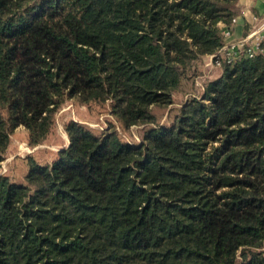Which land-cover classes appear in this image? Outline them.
<instances>
[{
	"label": "trees",
	"instance_id": "trees-1",
	"mask_svg": "<svg viewBox=\"0 0 264 264\" xmlns=\"http://www.w3.org/2000/svg\"><path fill=\"white\" fill-rule=\"evenodd\" d=\"M239 13L238 0H0V163L17 126L43 142L68 98L115 120H69L50 164L29 158L23 183L0 173V264H264V38L169 125L152 111L194 84ZM148 123L136 144L118 131Z\"/></svg>",
	"mask_w": 264,
	"mask_h": 264
},
{
	"label": "rangeland",
	"instance_id": "rangeland-1",
	"mask_svg": "<svg viewBox=\"0 0 264 264\" xmlns=\"http://www.w3.org/2000/svg\"><path fill=\"white\" fill-rule=\"evenodd\" d=\"M207 60V55H205L192 73L194 84L186 90L174 93L172 103L152 106L158 125H169L177 112L176 109L185 103L191 93H195L199 97L201 91L204 90L205 83L221 74L222 66L205 65ZM187 91L189 92L187 93ZM69 120L83 123L95 131L105 129L109 122L115 123L106 104L101 103L87 107L68 98L56 112L52 130L43 142L31 145L28 142L27 131L23 126L19 125L14 129L7 155L0 163V173L8 174L14 182L23 183L28 171L29 158H34L42 164H50L55 159L57 152L69 144V136L64 128L65 123ZM151 125L153 124L132 125L128 130L118 128V131L124 141L136 144L140 141L143 130Z\"/></svg>",
	"mask_w": 264,
	"mask_h": 264
},
{
	"label": "built area",
	"instance_id": "built-area-1",
	"mask_svg": "<svg viewBox=\"0 0 264 264\" xmlns=\"http://www.w3.org/2000/svg\"><path fill=\"white\" fill-rule=\"evenodd\" d=\"M236 18L237 16L233 17L231 22L227 24L220 23L225 37L224 44L216 52L207 55L208 60L205 65L221 67L223 63H229L240 56H253L263 50L261 42L264 38V24L243 37L235 40L229 39ZM201 86L203 88V85Z\"/></svg>",
	"mask_w": 264,
	"mask_h": 264
},
{
	"label": "crops",
	"instance_id": "crops-1",
	"mask_svg": "<svg viewBox=\"0 0 264 264\" xmlns=\"http://www.w3.org/2000/svg\"><path fill=\"white\" fill-rule=\"evenodd\" d=\"M238 3L240 13L237 15L229 39L243 37L264 24V0H238Z\"/></svg>",
	"mask_w": 264,
	"mask_h": 264
}]
</instances>
